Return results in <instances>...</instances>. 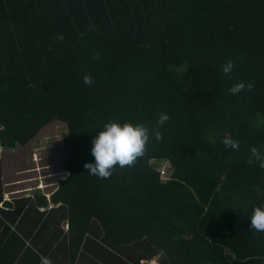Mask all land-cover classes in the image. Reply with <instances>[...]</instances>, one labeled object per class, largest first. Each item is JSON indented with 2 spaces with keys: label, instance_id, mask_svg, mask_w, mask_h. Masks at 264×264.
Masks as SVG:
<instances>
[{
  "label": "trees",
  "instance_id": "16d2710c",
  "mask_svg": "<svg viewBox=\"0 0 264 264\" xmlns=\"http://www.w3.org/2000/svg\"><path fill=\"white\" fill-rule=\"evenodd\" d=\"M162 112L142 156L89 174L105 123ZM54 120L68 175L0 207V264H264V0H0V146Z\"/></svg>",
  "mask_w": 264,
  "mask_h": 264
},
{
  "label": "clouds",
  "instance_id": "9594fccd",
  "mask_svg": "<svg viewBox=\"0 0 264 264\" xmlns=\"http://www.w3.org/2000/svg\"><path fill=\"white\" fill-rule=\"evenodd\" d=\"M234 67L232 60H228L222 66L224 73H230ZM85 83L92 84V78L84 76ZM246 87L244 82L234 84L229 91L233 94L241 92ZM247 88H253L251 83ZM170 119L167 113H160L156 126L149 128L143 123H133L130 121L121 123L120 121H110L104 124L103 129L93 136L91 149L94 162L85 164L89 174L97 175L102 178L111 176L112 169L119 165L120 167L131 165L138 157L142 156L152 136L161 139L162 134L159 126H163ZM223 143L226 147L232 149L239 148V141L225 138ZM259 162L264 166V153L257 147L251 148L249 163ZM250 228L255 231H264V203L255 206L250 216Z\"/></svg>",
  "mask_w": 264,
  "mask_h": 264
},
{
  "label": "rangeland",
  "instance_id": "374dc122",
  "mask_svg": "<svg viewBox=\"0 0 264 264\" xmlns=\"http://www.w3.org/2000/svg\"><path fill=\"white\" fill-rule=\"evenodd\" d=\"M68 133L65 123L54 120L25 146L7 150L2 154L3 176L8 188L16 186L30 188L28 192L15 194L11 197L41 193L43 195L48 194L47 198L50 197L51 193L57 188L59 181L68 175L64 165L66 160L64 138ZM152 164L160 170L163 180L171 177L173 167L169 161L153 160ZM25 181L28 184L30 183V186L26 185ZM160 258L161 255L159 254L150 263L158 264Z\"/></svg>",
  "mask_w": 264,
  "mask_h": 264
},
{
  "label": "crops",
  "instance_id": "0c3cea01",
  "mask_svg": "<svg viewBox=\"0 0 264 264\" xmlns=\"http://www.w3.org/2000/svg\"><path fill=\"white\" fill-rule=\"evenodd\" d=\"M21 145H18L17 147H20ZM17 147L15 148H7V147H3V146H0V160H1V157H2V154L4 152H6L7 150H14L16 149ZM3 164L1 163V174H2V181H3V201L0 203V207L1 208H4L5 207V202L6 201H11L12 203H14V205H16V201L18 199H21V198H26V197H30L32 195L30 194H24V195H21V196H17V197H11L15 194H21V193H25V192H28V190H30L29 187H25V188H21V186H16V187H13V188H8V185L5 183L4 181V165L2 166ZM24 181V180H23ZM22 182V181H20ZM26 182V181H25ZM18 184H20L18 182ZM17 184V185H18ZM30 184V183H29ZM27 182H26V185L30 186ZM21 188V189H20ZM27 188V189H26ZM17 189V190H16ZM16 190V191H15ZM30 195V196H29Z\"/></svg>",
  "mask_w": 264,
  "mask_h": 264
},
{
  "label": "built area",
  "instance_id": "2783aa9c",
  "mask_svg": "<svg viewBox=\"0 0 264 264\" xmlns=\"http://www.w3.org/2000/svg\"><path fill=\"white\" fill-rule=\"evenodd\" d=\"M46 196H49L48 194Z\"/></svg>",
  "mask_w": 264,
  "mask_h": 264
}]
</instances>
